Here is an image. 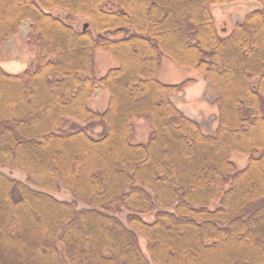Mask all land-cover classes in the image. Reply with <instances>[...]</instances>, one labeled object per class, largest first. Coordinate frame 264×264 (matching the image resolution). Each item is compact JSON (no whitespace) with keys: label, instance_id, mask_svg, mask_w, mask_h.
<instances>
[{"label":"trees","instance_id":"trees-1","mask_svg":"<svg viewBox=\"0 0 264 264\" xmlns=\"http://www.w3.org/2000/svg\"><path fill=\"white\" fill-rule=\"evenodd\" d=\"M240 1L260 7L220 35L212 7ZM25 22L33 63L0 66V264H264V0H0V50ZM163 56L213 86L214 134Z\"/></svg>","mask_w":264,"mask_h":264},{"label":"rangeland","instance_id":"rangeland-1","mask_svg":"<svg viewBox=\"0 0 264 264\" xmlns=\"http://www.w3.org/2000/svg\"><path fill=\"white\" fill-rule=\"evenodd\" d=\"M259 7L260 4L253 1L227 2L221 5H214L212 7V12L220 35H225L222 30L224 27L232 28L234 24L242 20L246 14ZM29 26V22L23 23L18 34L10 38L0 50V66L4 70L9 72H19L27 65L33 63L34 48H32L27 41ZM94 59L98 75L104 74L110 67L115 65L114 60L107 52L97 51ZM199 77H201L200 72L191 68L180 67L170 60V58L163 56L162 70L160 73V80L162 82L174 84L186 79L200 81L189 87V90H186L184 100H181L182 103H179V106L180 104L183 105L182 108H185L186 113L198 116L197 120L201 124L203 131L206 134L212 135L215 132L217 120V110L214 104L213 94L214 88L213 86H209L208 83L206 84L202 80H199ZM204 87L209 88L207 90ZM204 91H206V93L202 95V92ZM108 99L109 93L101 87L96 96L89 101V106L96 111H102L106 108ZM101 130L102 128L99 125H88V131L92 135H99ZM151 132L152 126L149 120H139L135 123V134L131 142L133 144L145 142L148 140ZM231 159L239 168L244 167L248 160L246 156L238 153L232 154ZM15 193L18 194L17 192ZM57 196L61 199L70 200V193L64 188L61 189ZM119 209L120 208L115 207V210ZM154 214L155 213L146 215L143 218L146 221H152ZM116 215L126 222L124 211H118L116 212ZM141 245L143 246V249L146 250V241L142 237Z\"/></svg>","mask_w":264,"mask_h":264},{"label":"crops","instance_id":"crops-1","mask_svg":"<svg viewBox=\"0 0 264 264\" xmlns=\"http://www.w3.org/2000/svg\"><path fill=\"white\" fill-rule=\"evenodd\" d=\"M206 84H207V83H206ZM204 88L208 90L209 87H204ZM210 88H211V87H210ZM205 93H206V91L202 92V95L205 94ZM185 94H186V93H185ZM192 115H193V114H192ZM194 117L197 118L198 116H196V115L194 114Z\"/></svg>","mask_w":264,"mask_h":264},{"label":"water","instance_id":"water-1","mask_svg":"<svg viewBox=\"0 0 264 264\" xmlns=\"http://www.w3.org/2000/svg\"><path fill=\"white\" fill-rule=\"evenodd\" d=\"M87 26H88V24L86 23V24H85V28H86Z\"/></svg>","mask_w":264,"mask_h":264},{"label":"flooded vegetation","instance_id":"flooded-vegetation-1","mask_svg":"<svg viewBox=\"0 0 264 264\" xmlns=\"http://www.w3.org/2000/svg\"><path fill=\"white\" fill-rule=\"evenodd\" d=\"M199 80H200V78H199ZM198 83L200 82V81H197Z\"/></svg>","mask_w":264,"mask_h":264}]
</instances>
